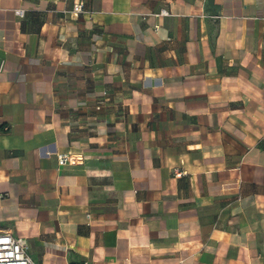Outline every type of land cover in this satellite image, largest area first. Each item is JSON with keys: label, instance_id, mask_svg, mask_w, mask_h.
I'll list each match as a JSON object with an SVG mask.
<instances>
[{"label": "crops", "instance_id": "0c3cea01", "mask_svg": "<svg viewBox=\"0 0 264 264\" xmlns=\"http://www.w3.org/2000/svg\"><path fill=\"white\" fill-rule=\"evenodd\" d=\"M0 231L38 264H264V0H0Z\"/></svg>", "mask_w": 264, "mask_h": 264}, {"label": "built area", "instance_id": "2783aa9c", "mask_svg": "<svg viewBox=\"0 0 264 264\" xmlns=\"http://www.w3.org/2000/svg\"><path fill=\"white\" fill-rule=\"evenodd\" d=\"M84 10V4L78 3L74 6L73 12L77 15L82 13ZM24 10H17L16 16L19 18L24 17ZM168 10L163 9L159 15L167 16ZM59 166H73L83 162V159L77 155L69 153L57 154ZM182 173H176V176H181ZM0 264H38L28 253L25 242L15 237L10 232L0 231ZM82 264H92L89 261H85Z\"/></svg>", "mask_w": 264, "mask_h": 264}]
</instances>
